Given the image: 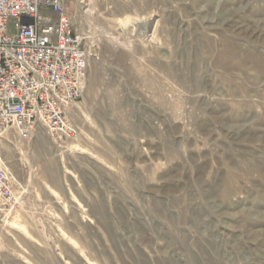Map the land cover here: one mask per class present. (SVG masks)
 <instances>
[{"label": "rangeland", "instance_id": "rangeland-1", "mask_svg": "<svg viewBox=\"0 0 264 264\" xmlns=\"http://www.w3.org/2000/svg\"><path fill=\"white\" fill-rule=\"evenodd\" d=\"M67 8L79 139H0V264H264V0Z\"/></svg>", "mask_w": 264, "mask_h": 264}, {"label": "built area", "instance_id": "built-area-1", "mask_svg": "<svg viewBox=\"0 0 264 264\" xmlns=\"http://www.w3.org/2000/svg\"><path fill=\"white\" fill-rule=\"evenodd\" d=\"M68 1L0 0V139L29 140L37 127L60 144L79 139L67 112L82 97L87 59ZM13 182L0 153V225L16 203Z\"/></svg>", "mask_w": 264, "mask_h": 264}]
</instances>
